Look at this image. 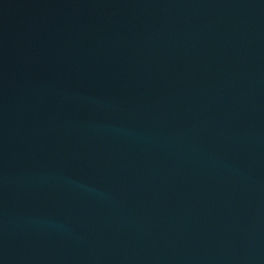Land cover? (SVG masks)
Here are the masks:
<instances>
[{"label":"water","instance_id":"water-1","mask_svg":"<svg viewBox=\"0 0 264 264\" xmlns=\"http://www.w3.org/2000/svg\"><path fill=\"white\" fill-rule=\"evenodd\" d=\"M0 264H264V0H0Z\"/></svg>","mask_w":264,"mask_h":264}]
</instances>
